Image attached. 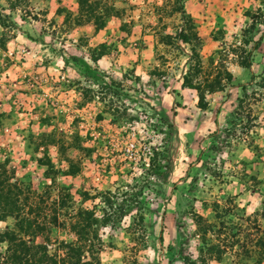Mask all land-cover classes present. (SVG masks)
I'll return each mask as SVG.
<instances>
[{"label":"rangeland","instance_id":"1","mask_svg":"<svg viewBox=\"0 0 264 264\" xmlns=\"http://www.w3.org/2000/svg\"><path fill=\"white\" fill-rule=\"evenodd\" d=\"M0 168L49 252L264 264V0H0Z\"/></svg>","mask_w":264,"mask_h":264},{"label":"trees","instance_id":"2","mask_svg":"<svg viewBox=\"0 0 264 264\" xmlns=\"http://www.w3.org/2000/svg\"><path fill=\"white\" fill-rule=\"evenodd\" d=\"M251 28H253V23L250 24ZM188 41L186 38L182 40L184 43ZM241 65L244 68L248 67L247 63ZM190 70L182 75L181 86L197 91L200 85L192 84ZM157 165L160 168V165ZM39 199L38 203L30 204L29 193L10 182L6 171L0 168V221H4L6 218L13 219L11 228H5L0 232V244H5V249L0 252V264H86L79 259L82 253L80 244L60 242L56 249L49 252L46 244L35 242L36 237H44L48 233L47 225L55 226L57 220L56 204H51L50 213L52 214L47 222L43 214L45 207L39 205L42 203ZM83 216L86 217L69 229L77 235L76 242L78 243L85 241V237L88 235L86 230L89 231L90 225L95 221L90 212H84ZM18 243L21 248L17 247ZM58 250L62 251L61 256H59ZM208 250L210 251V249ZM200 264H204V262L201 261Z\"/></svg>","mask_w":264,"mask_h":264},{"label":"built area","instance_id":"3","mask_svg":"<svg viewBox=\"0 0 264 264\" xmlns=\"http://www.w3.org/2000/svg\"><path fill=\"white\" fill-rule=\"evenodd\" d=\"M131 146V148H132V145H130Z\"/></svg>","mask_w":264,"mask_h":264}]
</instances>
